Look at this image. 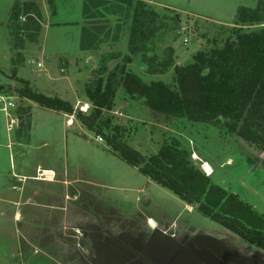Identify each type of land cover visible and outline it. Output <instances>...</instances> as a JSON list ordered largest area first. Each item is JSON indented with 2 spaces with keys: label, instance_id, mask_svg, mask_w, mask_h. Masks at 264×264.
<instances>
[{
  "label": "rangeland",
  "instance_id": "374dc122",
  "mask_svg": "<svg viewBox=\"0 0 264 264\" xmlns=\"http://www.w3.org/2000/svg\"><path fill=\"white\" fill-rule=\"evenodd\" d=\"M12 1L0 0V86L10 88L3 94L11 97L13 105L9 117L0 112V264H95L96 259L99 264H115L117 246L124 255L118 261L135 264L137 251L147 243L146 252L151 255L164 246L168 258L177 245L195 258L184 263L176 261L177 257V264H198L201 257L213 264H264V252L258 247L201 216L195 207L185 205L125 164L76 119L77 113L88 114L92 109L84 84L100 62L106 64L103 78L125 65L127 72L146 85L161 82L173 86L175 68L191 63L197 52L221 45L239 7L254 9L264 0H144L165 26L158 34V58L166 47L173 50V65L153 75L146 73L138 58L124 63L129 56L131 12L125 13L126 8L118 3L121 10L115 11L110 7L115 0H93L98 2L94 6L103 7L98 8L102 16L87 21L82 17L85 0H31L40 29L34 42L21 38L24 46L15 75L38 93L75 105L66 122L63 113L41 109L13 93L19 84L11 77L8 12ZM94 21L103 27L99 31L101 44L95 53L83 52L79 49L82 29ZM261 27L264 24L244 29ZM113 92L112 109L105 115L120 127V141L130 150L148 158L163 145L177 142L214 185L264 215V151L231 135L226 120L192 123L151 112L143 100L129 98L120 82ZM37 166L38 172L51 169L56 180L69 182V199L65 201L75 207L74 214L85 215L82 231L61 225L60 220L41 225L47 210L39 205L14 207L17 200L23 203L31 196L39 204L42 195L44 202L62 199L67 188L62 183L26 179L18 190V175L37 177ZM14 210L23 213L20 223L12 220ZM26 212H33L37 224L24 218Z\"/></svg>",
  "mask_w": 264,
  "mask_h": 264
},
{
  "label": "trees",
  "instance_id": "16d2710c",
  "mask_svg": "<svg viewBox=\"0 0 264 264\" xmlns=\"http://www.w3.org/2000/svg\"><path fill=\"white\" fill-rule=\"evenodd\" d=\"M116 2V3H115ZM105 6L131 12V25L127 40L129 56L138 58L146 67L147 74L164 72L173 65V50L163 49L158 58L156 45L158 34L165 28L159 23V15L144 0H115ZM97 1L85 0L82 8L84 21L101 17ZM31 0H15L8 18V33L12 44L13 61L11 77L19 87L14 89L18 97L36 104L37 107L65 115H71L73 107L56 97H47L34 91L29 84L16 78V66L23 49L22 37L34 42L39 31V19ZM103 5V4H99ZM107 8V9H106ZM107 11V12H108ZM28 18V19H27ZM175 20V19H174ZM95 24V25H92ZM98 23L82 29L79 49L94 50L101 44ZM233 26L221 45L208 51L197 52L192 62L174 69V85L161 82L144 84L138 77L127 72L125 65L118 67L103 78L106 64L91 72L84 84V93L92 109L88 114L77 113V121L107 145V151L115 154L130 167L176 196L185 205L195 207L201 216L218 223L221 227L258 247L264 252V215L241 203L232 193L214 185L191 161L190 153L177 142L163 145L157 154L141 158L120 141V127L113 125L105 112L113 106V88L119 84L132 100H143L151 111L192 123H211L226 120L227 131L235 137L264 151V27L245 31L244 27L264 24V1L254 9L239 7ZM25 32V35H22ZM1 93H7L10 88ZM23 111V110H22ZM264 167V163H262ZM100 208V207H99ZM106 257V253H102ZM94 260V259H93ZM98 259L95 264H99Z\"/></svg>",
  "mask_w": 264,
  "mask_h": 264
},
{
  "label": "crops",
  "instance_id": "0c3cea01",
  "mask_svg": "<svg viewBox=\"0 0 264 264\" xmlns=\"http://www.w3.org/2000/svg\"><path fill=\"white\" fill-rule=\"evenodd\" d=\"M14 2H15V0H13L12 1V4H14ZM147 2V1H146ZM150 3V2H149ZM10 9V8H9ZM8 13H10V12H8ZM8 18H9V16H8ZM4 88V90H6L8 87H3ZM1 89H2V86H0V91H1ZM1 93V92H0ZM3 94V93H2ZM3 95H5V94H3ZM6 96V95H5ZM8 97V96H7ZM10 98V102H11V97H9ZM77 104L79 103L78 101L76 102ZM75 103V104H76ZM83 105H85V106H88L86 103L85 104H83ZM75 106V105H74ZM73 106V107H74ZM51 111V110H50ZM53 112V111H52ZM57 113V112H56ZM66 117V120H65V122L67 121V119H68V117L69 116H66L65 114H63V117ZM66 126H68V125H66ZM96 141V140H95ZM97 142V141H96ZM40 171H45V172H51L52 173V175H53V180L51 179V176H50V174H47L46 173V176L47 175H49V177H47V179L49 180V181H47V180H45V181H42V180H38V179H36V176H34V177H30V176H27L26 174H20V175H18V180H20V183H19V187H18V190L20 191V190H22L21 189V184L22 183H24V180H25V182L27 181L26 179H31V180H33V181H41V182H46V183H49V184H58V183H62L63 184V186H67V188L65 187V189H64V195H63V197H62V199L60 200V201H58L57 203L56 202H53V203H50V202H44L45 200H43V195H42V198H41V200L43 201V202H40V203H42V204H39L37 201H36V198H34V196H31V197H26L25 199L26 200H24V202L23 203H20V202H18L19 200H17L16 202H15V204H14V207H19V209H22V204L24 205V206H28L27 204L29 203V204H31V206L29 207V208H36V206L37 205H39V206H41V207H44V209H46L47 210V215H46V217H45V220L41 223V225L43 224V223H47V224H49L50 223V225H53V224H56L57 223V220H60V224L61 225H65V226H67V227H76L77 229H79V231L82 229V228H84L83 226L84 225H82V223L83 222H85L86 221V217H85V215H83V213L82 214H74V212L76 211V209H75V207L74 206H72L71 204H67V202L65 201L66 199H67V195H69V192H68V189H69V182H67V181H64V180H56V177L54 176V172L51 170V169H46V170H40ZM36 172H38V166L36 167ZM21 198H22V196H21ZM59 198H61V197H59ZM68 199H69V197H68ZM94 199V198H93ZM186 207H188V206H186ZM27 214H28V216L26 217H24V218H27L28 220H30L31 222H35L36 223V221L33 219L34 218V214H33V212H26ZM33 214V215H32ZM22 215H23V213H20V212H17V210L15 211L14 210V212H13V215H12V220H14V221H16L17 222V220H18V223H20L21 221L20 220H22ZM147 220H150L149 218H147ZM49 221H51V222H49ZM151 221V220H150ZM30 222V223H31ZM52 223V224H51ZM37 224V223H36ZM111 225H112V223H111ZM100 226V225H99ZM82 231V230H81ZM79 233V232H78ZM81 234V233H80Z\"/></svg>",
  "mask_w": 264,
  "mask_h": 264
},
{
  "label": "flooded vegetation",
  "instance_id": "af4514ba",
  "mask_svg": "<svg viewBox=\"0 0 264 264\" xmlns=\"http://www.w3.org/2000/svg\"><path fill=\"white\" fill-rule=\"evenodd\" d=\"M153 232L156 230V228H152L151 229ZM175 244V243H174ZM148 246V243L146 245L142 246V249L140 251L139 255V259L135 262V264H173V262L175 261H181L183 260L184 263H190L192 262V259H195L192 257V254H186V250L183 248L180 249V247H178L176 245V249H172L170 251L169 257H166V254L168 253V250L166 247L162 246V248L160 250H158L157 252H155L153 255H151V253L146 252V247ZM117 251H115L116 255L115 256V264H125L123 262H119L118 259L121 257H124L123 255V251H121L119 249V246L116 247ZM119 251H121L120 253H118ZM125 252V251H124ZM167 252V253H166ZM202 260L198 261V264H213L212 262H210L209 258L206 257H201ZM130 262V260H128ZM133 260H131L132 262ZM163 261V262H162ZM175 261L174 264H177Z\"/></svg>",
  "mask_w": 264,
  "mask_h": 264
},
{
  "label": "built area",
  "instance_id": "2783aa9c",
  "mask_svg": "<svg viewBox=\"0 0 264 264\" xmlns=\"http://www.w3.org/2000/svg\"><path fill=\"white\" fill-rule=\"evenodd\" d=\"M36 66L40 67V64H37ZM9 100H10L9 97H7V96L3 95L2 93H0V112L4 113V115L8 116V117H9L8 109L13 107L12 103ZM81 108L82 107H80V109ZM10 122L12 123L13 120L11 119ZM95 139L99 143L102 142V139L100 137H96ZM48 174L51 175V179H52L53 178L52 173L48 172ZM36 179H38V180H47V176L45 174V171L38 172V176L36 177Z\"/></svg>",
  "mask_w": 264,
  "mask_h": 264
},
{
  "label": "bare ground",
  "instance_id": "6f19581e",
  "mask_svg": "<svg viewBox=\"0 0 264 264\" xmlns=\"http://www.w3.org/2000/svg\"><path fill=\"white\" fill-rule=\"evenodd\" d=\"M46 173L48 174V172H45V174H46ZM50 176H51V175H50ZM47 177H49V175H47ZM47 181H49V180L47 179Z\"/></svg>",
  "mask_w": 264,
  "mask_h": 264
}]
</instances>
